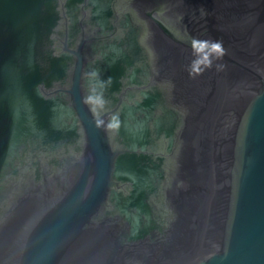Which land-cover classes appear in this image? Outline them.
I'll return each mask as SVG.
<instances>
[{
  "label": "water",
  "instance_id": "obj_1",
  "mask_svg": "<svg viewBox=\"0 0 264 264\" xmlns=\"http://www.w3.org/2000/svg\"><path fill=\"white\" fill-rule=\"evenodd\" d=\"M0 264H264V0H0Z\"/></svg>",
  "mask_w": 264,
  "mask_h": 264
},
{
  "label": "clouds",
  "instance_id": "obj_2",
  "mask_svg": "<svg viewBox=\"0 0 264 264\" xmlns=\"http://www.w3.org/2000/svg\"><path fill=\"white\" fill-rule=\"evenodd\" d=\"M190 47L192 49L193 59L187 66V71L192 78L202 75L206 70L211 69L214 62L221 60L225 55V49L221 40L192 37L190 40ZM216 67H220V65L217 64ZM86 75L91 80L95 81V83L83 96V104L89 108L98 127H106L110 130L118 129L120 126L118 114L111 115L107 121L103 119L107 104L105 90L107 85L111 82V78L105 82L99 79V73L97 71H92Z\"/></svg>",
  "mask_w": 264,
  "mask_h": 264
}]
</instances>
